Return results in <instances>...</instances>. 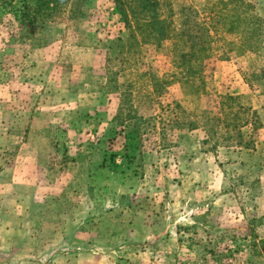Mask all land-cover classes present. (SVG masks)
<instances>
[{"label":"rangeland","instance_id":"rangeland-1","mask_svg":"<svg viewBox=\"0 0 264 264\" xmlns=\"http://www.w3.org/2000/svg\"><path fill=\"white\" fill-rule=\"evenodd\" d=\"M216 1L173 7L206 18ZM67 9L40 46L0 21V264H264V37L228 55L215 42L204 92L186 95L169 42L107 48L126 35L112 0ZM123 93L150 119L140 143L116 118ZM226 94L260 123L241 143L203 127Z\"/></svg>","mask_w":264,"mask_h":264},{"label":"trees","instance_id":"trees-1","mask_svg":"<svg viewBox=\"0 0 264 264\" xmlns=\"http://www.w3.org/2000/svg\"><path fill=\"white\" fill-rule=\"evenodd\" d=\"M87 1L0 0V21L18 41L27 40L40 46L46 43L45 31L58 14L68 8L70 18H84L83 8ZM112 1L126 35L110 41L107 48L114 47L123 52L125 49H139L144 44L160 48L164 42H169V52L175 58L179 71L172 78L186 95L204 92L203 62L213 54L215 42H219L218 48L224 55L234 49L256 52L263 44L264 21L255 13L249 0H218L212 4L206 18L200 17L197 10L185 3L179 4L176 11L173 7L175 0ZM221 34L237 35L238 41L227 40ZM169 82L165 80V86ZM155 86L161 87L156 81ZM123 94L121 109H126L127 114L118 113L116 118L121 123L127 121L130 127L124 137L140 143L141 128L150 119L139 116L127 94ZM200 114L205 119V129L208 123L213 124V129H207L208 132L216 134L223 127L228 134L234 132L233 138H238L240 143L244 126L258 127L260 124L254 111L241 105L237 96L229 94L220 96L218 113L202 111ZM188 128L195 129L196 124L190 122ZM228 137L231 138L230 135ZM110 157V162L114 163L113 155Z\"/></svg>","mask_w":264,"mask_h":264}]
</instances>
